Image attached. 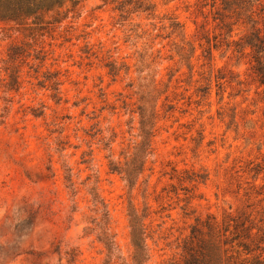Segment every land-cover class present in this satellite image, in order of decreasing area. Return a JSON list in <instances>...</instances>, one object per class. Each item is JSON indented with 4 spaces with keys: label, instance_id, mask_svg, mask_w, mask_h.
<instances>
[{
    "label": "rangeland",
    "instance_id": "rangeland-1",
    "mask_svg": "<svg viewBox=\"0 0 264 264\" xmlns=\"http://www.w3.org/2000/svg\"><path fill=\"white\" fill-rule=\"evenodd\" d=\"M153 1L156 16L119 23L113 3L80 0L42 38L40 71L22 67L18 92H4L2 66L12 43L30 39L0 24V264H133L130 213L146 238V264H181L197 219L223 222L242 210L264 217V84L252 49L238 44L246 26L229 27L235 18L215 0ZM169 16L195 46L192 68L174 48L180 38L166 37ZM110 61L122 66L117 75ZM48 71L59 73L57 96L49 80L39 84ZM144 85L158 89L149 102L158 121L130 188L110 162L125 161L143 140L136 111ZM94 191L109 213L110 262Z\"/></svg>",
    "mask_w": 264,
    "mask_h": 264
},
{
    "label": "trees",
    "instance_id": "trees-1",
    "mask_svg": "<svg viewBox=\"0 0 264 264\" xmlns=\"http://www.w3.org/2000/svg\"><path fill=\"white\" fill-rule=\"evenodd\" d=\"M105 3H113L115 9L119 11V23L127 21L131 14L138 13L145 15L147 19L156 16V6L153 0H103ZM219 3L221 10L226 15L231 14L235 21L229 24H236L241 21L245 28L242 38L243 47H250L253 51L254 69L264 84V2L261 0H215ZM80 0H0V24L9 25L17 30L28 32L25 37L30 40L12 43L7 51V58L3 62L2 85L4 92H18L22 87V67L27 65L36 73L40 71L48 52L42 38L54 31L56 24L63 22L74 11ZM225 15V16H226ZM169 34L180 38V42H174V48L182 63L188 68L191 67L195 46L189 41H184L186 36L183 31V24L175 16H169ZM141 28L142 23L136 24ZM3 30L4 26H0ZM146 33V31L144 32ZM140 61L144 62L145 57L139 54ZM39 63V64H37ZM150 64H147L149 67ZM110 73L117 75L122 66H118L116 61L107 63ZM59 73H49L40 80L39 84L45 85L50 81L51 89L56 91L54 96L61 93V81ZM133 85V84H131ZM139 89L142 85H139ZM143 95L139 98L137 111L140 118L139 135L143 138L134 147V151L129 153L125 161H111L112 171L122 174L130 188L136 182L145 169L147 157L153 151L152 139L155 135L158 112L155 105H149L151 98L158 89L155 86L144 85ZM209 87H200L201 91H206ZM60 99V98H59ZM7 101L6 98H4ZM44 110L32 109V114L40 116ZM83 162H88L84 160ZM69 170V169H68ZM194 179L204 182L207 173H193ZM70 180V175H66ZM93 203L97 207V212L101 213V221L104 224L100 241L105 245L107 256L106 261L112 260V247L114 241L109 233V213L105 203L97 192L93 193ZM263 225H259V223ZM131 237L134 245L132 257L133 264H146L145 257L146 238H143V229L139 225L136 213H130ZM256 230V231H255ZM183 260L181 264H264V217L257 220L254 213L241 211L237 214H230L223 221L219 222L215 217L209 216L206 219H197L191 226L190 234L184 239ZM256 251L260 253L255 254ZM74 257L68 258L67 262H73Z\"/></svg>",
    "mask_w": 264,
    "mask_h": 264
}]
</instances>
